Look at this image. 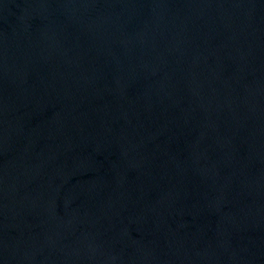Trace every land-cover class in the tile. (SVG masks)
<instances>
[{
    "label": "water",
    "instance_id": "obj_1",
    "mask_svg": "<svg viewBox=\"0 0 264 264\" xmlns=\"http://www.w3.org/2000/svg\"><path fill=\"white\" fill-rule=\"evenodd\" d=\"M0 264H264V0H0Z\"/></svg>",
    "mask_w": 264,
    "mask_h": 264
}]
</instances>
